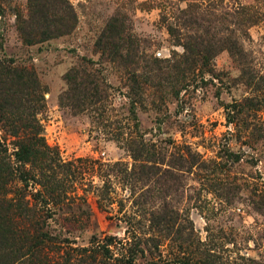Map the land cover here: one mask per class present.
I'll return each mask as SVG.
<instances>
[{"label": "rangeland", "instance_id": "1", "mask_svg": "<svg viewBox=\"0 0 264 264\" xmlns=\"http://www.w3.org/2000/svg\"><path fill=\"white\" fill-rule=\"evenodd\" d=\"M67 1L73 30L27 44L29 0H0V59L36 74L68 163L61 200L28 197L35 218L132 264H264V0ZM73 69L98 102L60 105Z\"/></svg>", "mask_w": 264, "mask_h": 264}, {"label": "trees", "instance_id": "2", "mask_svg": "<svg viewBox=\"0 0 264 264\" xmlns=\"http://www.w3.org/2000/svg\"><path fill=\"white\" fill-rule=\"evenodd\" d=\"M29 8L27 19L18 23L27 44L75 27L76 16L67 0H29ZM75 73L73 69L66 75L69 87L59 97L60 105L80 109L87 105L88 92L98 102L102 97L95 99L97 79L85 74L74 81ZM44 92L31 68L0 59V264H132L133 250L121 243L125 253L112 252L111 236H92L88 246H60L35 218L41 207H33L28 197L36 196L47 210L66 194L65 181L58 176L68 163L57 146L46 142L38 118L45 107Z\"/></svg>", "mask_w": 264, "mask_h": 264}]
</instances>
